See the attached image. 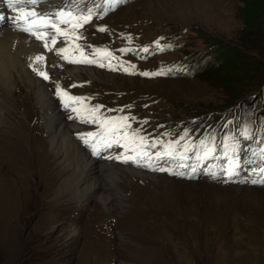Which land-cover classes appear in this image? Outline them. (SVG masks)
Masks as SVG:
<instances>
[{"label": "rangeland", "instance_id": "374dc122", "mask_svg": "<svg viewBox=\"0 0 264 264\" xmlns=\"http://www.w3.org/2000/svg\"><path fill=\"white\" fill-rule=\"evenodd\" d=\"M240 7L243 4L239 0H139L121 9L114 21L137 29L147 40L185 28L192 31L187 34L188 46L164 57L205 56L212 60L209 39L228 46H242L239 38L244 25ZM123 10L130 19L119 17ZM254 35L259 40L258 49L243 46L244 50L247 48L246 61L262 65L264 73V34L258 31ZM259 70L256 66L251 68L252 73ZM113 76L121 77V81ZM113 76L109 74L107 80L119 88L144 90L165 99L174 107L167 111L168 120L198 116L199 109L220 110L231 98L221 88V77L210 73H205L203 78L185 76L144 81ZM137 82H143L144 87ZM24 97L19 101L23 111L32 108L27 96ZM24 115L21 128L0 132V144H6L15 154V171L8 176L15 185L6 187L16 190L14 194H5L0 183V264H264V190L220 187L155 175L162 179V184H158L157 178L150 176L154 174L137 173L122 166L121 173L122 169L134 171L132 177L124 171L125 177L120 176V180L126 178V181H117L121 193L126 195L120 199L125 205L118 207L110 197L106 207L93 200L88 209L78 211L75 200L70 203L68 199L65 203V197L55 198L58 187L51 182L56 181L58 174L53 177L48 174L51 165L45 130L32 109ZM9 122L7 127L14 126L16 118L11 116ZM0 153H3L1 147ZM37 154L40 162L35 160ZM102 171L105 169L99 173L104 185L102 192L109 196L111 176L106 177ZM133 177L148 184L140 187L131 181ZM170 180L176 182L177 189ZM179 186L183 189H178ZM68 203L73 208L67 210ZM68 213L71 217L77 213L81 216L79 228L83 231L77 241L70 238L69 229L64 231L65 217L58 221ZM107 215L117 220L108 236L97 227L98 221Z\"/></svg>", "mask_w": 264, "mask_h": 264}, {"label": "bare ground", "instance_id": "6f19581e", "mask_svg": "<svg viewBox=\"0 0 264 264\" xmlns=\"http://www.w3.org/2000/svg\"><path fill=\"white\" fill-rule=\"evenodd\" d=\"M123 14L128 16L124 10L122 11L121 15ZM58 49L60 48L56 45L54 50ZM39 51L38 44L35 43L30 37L9 29L4 25L0 26V132L5 133V131L9 128H21L20 123L26 119L24 115L25 112L32 109L34 114L38 116L35 117L36 120H41L40 122L42 123L46 133L48 153H50V155H47L49 158V164L51 165V169L49 170L48 174H52V177L54 174H58L57 178L55 177L56 181L51 182V185L56 186V188L58 187L57 194L54 195L55 198L60 200L65 197V203L68 199L70 203L75 200L77 202L76 209L78 211H82L83 209L85 211L86 208L88 209L90 201L93 200L98 201L100 204L106 207L109 205L108 201L111 198L115 201L118 207L122 208L125 203L120 199L126 195L124 196L121 193V188L117 184V181L120 180V176L125 177V174L123 173L124 171L129 173L128 176H131L130 174H132L134 171L122 169L123 172L121 173L119 170L122 168V166H117L115 169L109 165L99 166L96 161L93 158H90L74 140L71 134L73 132H77L78 129L72 124L63 120L62 113L56 110V106L49 97L45 84L35 78L26 68L25 59L33 52ZM78 70L79 69H76V71ZM81 71L84 73V76H87L88 78L91 76L104 75L101 72H97L89 68L81 69ZM73 75L80 76L79 73H73ZM113 77L121 81V77ZM93 79L96 80L97 78ZM137 83L140 84V87H144L143 82ZM20 88L21 91H19ZM24 96H27L28 99H26L32 104V108H26V110L23 111L20 109L19 101L20 99H25ZM11 116L16 118V123L12 127H7ZM0 147L4 153H0V183L5 190V194L8 192L13 193V191H16L15 188L9 189L6 186L9 187L13 185L9 181L10 178H8V176L14 174L15 171L13 167L15 163V154L13 155L14 150H9L6 144H0ZM35 160L39 162L41 161L38 154L35 155ZM123 167L130 168L126 166ZM102 169H105V171L107 170L105 174L106 177L111 176L112 181L107 187V189L110 191L108 194L109 196L102 192V187H104V185L100 179L101 175L99 174ZM137 171L142 172L140 170H136V172ZM155 175L159 174L150 176H152V178L156 177L158 184H162V179ZM169 182L173 188L177 189L176 182H174V180H170ZM46 185L45 188H48ZM179 187L178 189H183L182 186ZM114 195H117L120 198H116ZM133 199L134 201L137 200L135 198ZM70 203H68L67 210L73 208L72 206H69ZM62 206L63 205H61V207ZM64 217L65 219L62 220ZM80 219L81 216L78 213L73 217H71L68 213L66 216L62 215L58 220H62V223L65 227L64 231H68V229L71 231L68 235L74 241L78 240V237L83 231L82 227L79 228ZM52 220H54V218Z\"/></svg>", "mask_w": 264, "mask_h": 264}, {"label": "trees", "instance_id": "16d2710c", "mask_svg": "<svg viewBox=\"0 0 264 264\" xmlns=\"http://www.w3.org/2000/svg\"><path fill=\"white\" fill-rule=\"evenodd\" d=\"M243 7H240L239 14L242 17L244 30L242 37L239 38L241 47L228 46L224 43L212 39L207 41L210 45V52L213 54L214 64L208 63L202 58L193 59L196 66L192 65V70L197 72L193 75L195 78H203L205 73L215 74L222 79L221 88L225 89L230 95L222 109L228 108L233 104L242 102L249 103V97L254 95L260 97L261 88L264 87V73L262 65H255L246 60V49L243 46H249L251 49H258L259 40L254 33L261 31L264 34V0H239ZM207 40V39H206ZM256 66L260 68L259 72H251V68ZM223 72V75L221 73ZM242 76H251L250 79H244ZM232 91V92H230ZM225 92V95L227 94ZM221 110V109H220ZM202 111L199 109V112ZM197 112V113H199ZM250 188V187H247Z\"/></svg>", "mask_w": 264, "mask_h": 264}, {"label": "snow or ice", "instance_id": "6c2138e0", "mask_svg": "<svg viewBox=\"0 0 264 264\" xmlns=\"http://www.w3.org/2000/svg\"><path fill=\"white\" fill-rule=\"evenodd\" d=\"M126 2V0H112L111 4L109 7H115L116 5H119L121 3ZM6 3L9 8L16 9L18 14L13 18L14 24L17 29L31 35L35 40L42 42L43 46L45 49L51 51L52 49L49 47V44L52 46H55L57 43V36H64L66 38H71L72 36H75L77 40L81 39L82 36L76 31L78 28L83 27L84 24H87L91 21L92 19V12L89 10L87 14H79V15H74L73 12H65V11H56L55 13H49V12H39L35 10H26L28 7H34L37 4V0H6ZM4 19L3 17H0V20ZM74 21V22H73ZM60 25H71V31H65L60 27ZM48 29H52L53 32L55 33L51 37H49L48 34ZM103 31V29H100ZM157 46H159L157 44ZM162 50V49H161ZM68 49L62 48L59 49L58 52L56 53L57 55H60L62 59L67 60L68 57L64 56L63 53L67 52ZM143 51H147V49H143ZM43 56H36L34 58L33 63L34 64H39L42 61H44ZM76 63H81V62H87V63H94V60H89L87 57H84V60L80 61H73ZM101 67H103V64H100ZM127 70V69H125ZM33 71L37 73L38 76L42 77L43 79L47 80L49 79V76L47 72L43 70H38L37 68H33ZM163 72H158V73H142V75L148 76V75H163ZM56 94L58 97H63L65 93L57 86L56 88ZM69 99L74 100V101H79V98H72L70 97ZM66 108H68L70 105L68 103H65L64 105ZM73 111H76L78 115H80V112L77 110V108H73ZM91 113L94 115L96 112L99 111V108H95L90 110ZM122 121H127V117L121 118ZM92 122H98L95 119ZM113 121L110 120H104L101 126L103 127L104 125H113ZM125 127L127 126L126 124L124 125ZM108 132L113 134V136L117 135L119 133V127L118 126H113L108 128ZM244 135H248V131L245 130ZM91 137H89L90 139ZM89 139H85L84 143L88 144ZM143 140V138H141ZM114 142L112 140L108 141L106 143V147L111 146V143ZM148 146L145 144L141 145V151L138 153L139 159H135L133 157L126 156L124 157L125 162L128 160H132L134 163L139 164L141 160L144 159V157H149L148 162L150 163L151 157L149 156V153L147 152L146 148ZM151 147H155V143L151 145ZM264 152V150H262ZM92 154L93 155H98V149L93 145L92 146ZM160 154L157 153V156ZM160 171H164V168H160ZM258 171L261 174H264V167H261L258 169ZM234 171H228V176L231 178L234 175ZM180 175H184V173H180ZM213 176L215 175L214 173L212 174ZM261 183H264V181H260ZM252 183H257V181L253 180Z\"/></svg>", "mask_w": 264, "mask_h": 264}]
</instances>
